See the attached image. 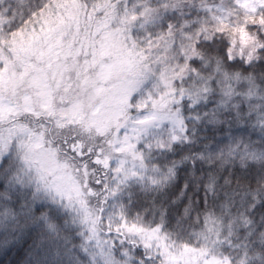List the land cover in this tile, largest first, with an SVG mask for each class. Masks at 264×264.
Here are the masks:
<instances>
[{
  "label": "snow or ice",
  "instance_id": "obj_1",
  "mask_svg": "<svg viewBox=\"0 0 264 264\" xmlns=\"http://www.w3.org/2000/svg\"><path fill=\"white\" fill-rule=\"evenodd\" d=\"M195 2L38 0L27 18L13 27L20 16L19 0H0V110L5 115L18 113L2 101L29 81L42 79L45 71L50 75L55 70L69 83L75 82L94 108L111 114L96 131L119 159L116 171H124L128 159L150 171L153 186L174 192V206L188 202L184 215L195 211L200 229L195 237L171 243L163 213L159 224H129L122 212L119 221L111 216L106 220L102 207L93 211L81 199L85 211L78 223L87 227L85 242L104 231L126 232L138 236L145 248H155L160 264H255L249 259L251 244L252 256L259 254L264 264V139L223 148L206 142L199 151L191 150L198 119L218 124L227 111L232 114L226 120L239 123L257 117L264 125V0H198L203 18L197 14L195 21L156 23L159 9H183ZM137 30L145 35L138 36ZM65 38L71 40L70 49ZM146 80L151 87L144 93L141 85ZM14 131L10 128L5 135L0 130V151L8 147ZM177 142L189 150L179 160H168ZM38 148V139L30 141L31 154L24 159L31 162L37 155L31 149ZM85 151L92 154L81 148ZM188 162V177L196 180L197 163L225 169L224 184L232 198H218L216 171H210L202 185L188 178L179 183V166ZM93 163L108 160L97 158ZM17 184L0 167V197L22 200L20 214L31 218L36 228L54 232L55 226L40 210L49 202L60 203L57 197H64L59 188L37 189L29 201ZM9 214L17 216L14 209ZM78 234L84 236L83 229ZM230 249L243 250V258L234 260ZM148 257L139 264H149L151 253ZM105 264L120 262L109 251Z\"/></svg>",
  "mask_w": 264,
  "mask_h": 264
},
{
  "label": "trees",
  "instance_id": "obj_2",
  "mask_svg": "<svg viewBox=\"0 0 264 264\" xmlns=\"http://www.w3.org/2000/svg\"><path fill=\"white\" fill-rule=\"evenodd\" d=\"M13 2L15 3V0ZM37 3L38 0H19L16 6L19 8L20 16H17L12 26L18 25L21 19L27 18L29 11L36 7ZM197 14L201 18L205 16L198 0L183 9H159L156 23L177 21L178 18L195 21ZM137 35L142 37L145 33L137 30ZM65 39L70 49L71 40ZM58 78L53 71L50 75L47 71L44 72L42 87L49 92V100L42 101L44 105H40L41 102L36 104L38 105L36 110L30 109L27 105L28 95L31 96V100H35L34 87L30 82L23 90L15 91L2 101L5 106L16 107L18 113L8 112L5 115L4 110H0V117H3L0 119V130L27 127L28 131L14 132L9 139L6 152L0 157V167L7 170L9 177L17 181V187L24 191L29 201L32 200L31 193L45 186L53 189L58 187L64 198L58 196L60 203L49 202L40 210L48 217L49 223L55 226L54 232H48L44 228H36L32 225L31 218H25L20 214L22 200H17L15 197H0V264H105V256L109 251L120 264H139L142 259H150L149 253H151L149 264H160L161 257L157 250L145 248L139 237L135 235L128 233L118 235L114 230L110 233L104 231L98 238L85 242V237L88 235L87 227L78 223L80 215L85 211L80 200L86 199L93 211L102 207L104 212L105 210L107 212L111 206H117L129 224L134 222L145 226L153 222L159 224L163 213L164 232L171 243H179L188 239L190 235L195 237L200 230L195 221L196 212L190 210V215L185 216L184 208L187 201L178 207L174 206L172 204L174 192L165 187L153 186L150 178L145 177L137 178L133 184L125 187L119 199L114 197H110L107 201L101 199L106 189L103 185L107 184V181L110 182L112 175L110 167L101 166L93 161L98 158L97 154L101 153L98 152L100 145L103 146V152L106 149L111 150L110 146L105 142L106 138L102 139L97 134V125L83 119L87 115L86 112L92 109L89 99L80 93L75 82L69 83L66 78L61 77V85ZM150 87L151 84L147 80L141 85L144 93H147ZM79 102L83 105L84 111L80 113L81 119H76L78 117L72 109ZM210 107L211 103H208V108ZM202 111H207V108H203ZM231 114L224 112L218 124L208 123L202 119L196 120L191 150L199 151L206 142L214 147L223 148L234 142L242 146L248 142L259 143L264 139V131L261 130L264 125L258 122L257 117L239 123L224 119ZM14 115L17 117L14 118ZM34 134H41L44 137L43 147L54 149L52 152L59 165L53 174L45 176L39 184L34 180L35 175L29 171L24 159L27 150L24 142ZM81 148L90 149L92 154L88 151L82 153ZM188 150L185 144L177 142L174 151L170 150L167 154V159L179 160ZM104 157L110 163L111 159ZM136 166L139 167L138 164ZM139 170L140 175L144 176L150 172H144L140 167ZM190 170L191 162L179 166V183H183L184 179L188 178L190 183L199 182L202 185L207 179V174L216 171L220 178V184L217 186L218 198L230 199L234 195L224 184V177L227 175L225 169L210 168L207 164L197 163L195 170L199 180L188 177ZM90 192L94 195H89ZM68 197L71 199L69 200ZM69 203L70 207H64ZM13 209L17 213L15 218L9 214ZM37 215L40 213L38 212ZM82 229L84 236L78 234ZM132 240H136L137 243L132 244L130 242ZM85 248L87 252L84 251ZM252 248L250 244L249 259H254L255 264H261L262 257L259 254L253 257ZM255 250L259 253L258 243L255 245ZM230 251L233 252L234 260L244 256V251L241 249H230Z\"/></svg>",
  "mask_w": 264,
  "mask_h": 264
},
{
  "label": "rangeland",
  "instance_id": "obj_3",
  "mask_svg": "<svg viewBox=\"0 0 264 264\" xmlns=\"http://www.w3.org/2000/svg\"><path fill=\"white\" fill-rule=\"evenodd\" d=\"M53 73L55 75H58L56 73L55 70H53ZM58 82L61 83L62 85V80L60 75H58ZM32 86L34 87V94H33V99L35 100H31V96L28 95V99H27V105L30 109L36 110V104H41L40 105H44L42 103V101H48L49 100V92L46 90H43V80L39 79V80H34V81H29ZM30 97V98H29ZM38 99V100H37ZM88 110V109H87ZM72 111L75 113V115L78 117L76 119H81L80 113H83L84 111V107L82 104L76 103L75 106H73ZM87 115H85L83 117V119H85V121H89L91 123H94L96 125H104L106 124L109 119H110V113L105 112L103 110L94 108L92 106V109L86 112ZM14 118L17 117V115L13 116ZM73 117V116H72ZM35 124L36 121H35ZM4 132L5 135H7L8 133V129H4L2 130ZM15 131L17 132H21V131H28V128L25 127L23 129H15ZM14 131V132H15ZM14 134V133H13ZM33 139H38L39 140V148L38 149H31V152L36 153V157L34 159L31 160V162L26 161V165L29 169V171L33 172V174L35 175V181L36 183H40L43 178L47 175L53 174L54 171L59 167V165H57L56 162V158L54 156V149H49L47 147H43L42 143L44 140V137L41 134H34L32 136H29V138H26L25 140V146H27V150L26 153H29V149H30V141H32ZM7 148H4L2 151H0V157L3 154V152H6ZM53 151V152H52ZM106 151V152H105ZM103 152V146L100 145L98 148V153L97 156L98 158H102V160H106L104 156L109 157L111 159L110 163L107 164H101V166H105V167H110V172L112 177H110L109 181H107V184H104L103 187L106 188L104 189V195L102 196L101 199L107 201L108 199H110V197H114V198H118L121 195L122 190L125 187H128L131 183L133 184L134 181L137 178H150L151 175H153L151 172L147 173V175H140V170L139 167L134 166V162L131 159L127 160V163L123 165V169L124 171L121 172H117L116 169L118 167H121L120 163H119V159L114 156L111 152V150L106 149ZM31 154V153H29ZM97 158V157H96ZM136 171L138 174L137 175H131L130 173ZM127 174V175H126ZM146 180V179H144ZM147 181V180H146ZM108 206V205H106ZM107 209V208H106ZM106 212V210H105ZM105 219L107 220V218L109 216H111V218L113 219V221H119V207L117 206H111L107 212L105 213ZM126 233V232H125Z\"/></svg>",
  "mask_w": 264,
  "mask_h": 264
}]
</instances>
